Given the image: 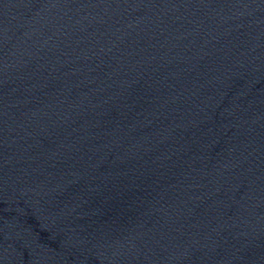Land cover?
<instances>
[{"label":"water","instance_id":"95a60500","mask_svg":"<svg viewBox=\"0 0 264 264\" xmlns=\"http://www.w3.org/2000/svg\"><path fill=\"white\" fill-rule=\"evenodd\" d=\"M0 264H264V0H0Z\"/></svg>","mask_w":264,"mask_h":264}]
</instances>
